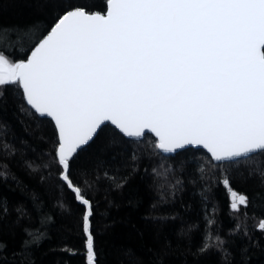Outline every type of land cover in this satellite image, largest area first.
<instances>
[{"label":"snow or ice","instance_id":"obj_1","mask_svg":"<svg viewBox=\"0 0 264 264\" xmlns=\"http://www.w3.org/2000/svg\"><path fill=\"white\" fill-rule=\"evenodd\" d=\"M10 31H39V22L0 25V34ZM28 52L14 61L0 49V99L15 86L21 111L26 105L52 121L59 180L84 206L87 264H99V254L92 201L74 179L76 161L106 124L116 130L114 143L150 133L166 156L205 150L221 166L233 212L252 198L231 187L230 169L258 160L249 174L264 187V0H59ZM138 158L133 152L131 159ZM6 168L0 166V177ZM257 230L264 232V219ZM26 231L30 239L11 261L0 241V264H32L28 249L43 234ZM211 239L198 255L209 251Z\"/></svg>","mask_w":264,"mask_h":264},{"label":"trees","instance_id":"obj_2","mask_svg":"<svg viewBox=\"0 0 264 264\" xmlns=\"http://www.w3.org/2000/svg\"><path fill=\"white\" fill-rule=\"evenodd\" d=\"M58 6L59 0H0V25L39 22V31L0 34V49L14 61L26 59ZM22 104L21 90L8 86L0 99V166L7 165V176L0 177V208L7 209L0 214V241L11 261L30 239L26 230H39L43 238L27 252L32 264H87L84 206L59 180L54 125L26 105L21 111ZM115 135L112 126L103 127L79 152L74 177L92 201L99 264H264V232L257 230L264 187L249 174L258 160L230 169L231 187L252 198L233 212L221 166L202 150L166 156L151 135L140 141L120 136L114 143ZM120 178L122 187L115 182ZM209 236L212 247L198 255Z\"/></svg>","mask_w":264,"mask_h":264},{"label":"water","instance_id":"obj_3","mask_svg":"<svg viewBox=\"0 0 264 264\" xmlns=\"http://www.w3.org/2000/svg\"><path fill=\"white\" fill-rule=\"evenodd\" d=\"M40 118H44V119H48V120H50V118H47V117H40ZM50 121H51V120H50ZM51 122H52V121H51ZM106 125H110V126H112L111 124H106ZM106 125H105V126H106ZM103 127H104V126H103ZM112 127L114 128V126H112ZM114 129H115V128H114ZM146 135H151V136H153V137L155 138V136H154L153 134L146 133ZM146 135H145V136H146ZM95 138H96V137H95ZM95 138H94V139H95ZM125 138H127V137H125ZM127 139L132 140L131 138H127ZM142 139H143V138H142ZM142 139H141V140H142ZM155 139H156V138H155ZM92 142H93V141H92ZM92 142H90L88 145L84 146L83 149L86 148L87 146H89ZM83 149H82V150H83ZM189 149H191V148H189ZM82 150H81V151H82ZM196 150H202L204 153H206V154L209 156V154H208L205 150H203V149H196ZM182 151H185V150L178 151L177 153H180V152H182ZM177 153H176V154H177ZM162 154H163V153H162ZM176 154H174V155H176ZM164 155H165V154H164Z\"/></svg>","mask_w":264,"mask_h":264}]
</instances>
